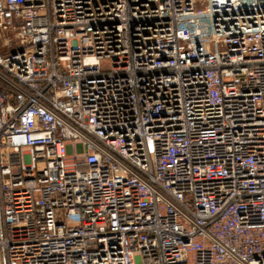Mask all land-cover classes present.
<instances>
[{
    "label": "built area",
    "instance_id": "obj_1",
    "mask_svg": "<svg viewBox=\"0 0 264 264\" xmlns=\"http://www.w3.org/2000/svg\"><path fill=\"white\" fill-rule=\"evenodd\" d=\"M207 1L0 0V264H264V0Z\"/></svg>",
    "mask_w": 264,
    "mask_h": 264
},
{
    "label": "rangeland",
    "instance_id": "obj_2",
    "mask_svg": "<svg viewBox=\"0 0 264 264\" xmlns=\"http://www.w3.org/2000/svg\"><path fill=\"white\" fill-rule=\"evenodd\" d=\"M197 1V9L201 10V9H204L207 4H208V1L207 0H196ZM13 36V34H12ZM19 47L15 44V41L13 40L12 43H11V46H10V50L11 51H14V50H17ZM5 49L1 48V44H0V52L1 53H4L6 51H4Z\"/></svg>",
    "mask_w": 264,
    "mask_h": 264
}]
</instances>
